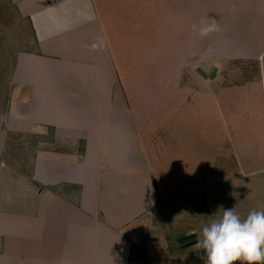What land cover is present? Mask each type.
<instances>
[{
  "label": "crops",
  "instance_id": "0c3cea01",
  "mask_svg": "<svg viewBox=\"0 0 264 264\" xmlns=\"http://www.w3.org/2000/svg\"><path fill=\"white\" fill-rule=\"evenodd\" d=\"M139 44L121 0H0V159L11 134L43 141L0 202V264H172L159 205L208 181L203 161L229 133L223 101L264 94V50L244 56L252 80L227 85L198 68L190 83V49L157 79ZM226 138L237 171L261 168L264 135ZM189 151L202 166L183 170Z\"/></svg>",
  "mask_w": 264,
  "mask_h": 264
},
{
  "label": "rangeland",
  "instance_id": "374dc122",
  "mask_svg": "<svg viewBox=\"0 0 264 264\" xmlns=\"http://www.w3.org/2000/svg\"><path fill=\"white\" fill-rule=\"evenodd\" d=\"M121 15L127 24L128 38L137 35L140 41L137 62L142 64L144 72L156 75L157 79L168 72V67L178 69L185 52L191 50V58L183 68L184 77L190 83L200 75L197 68L212 79L209 83H214L217 71L227 85L252 80L250 73L255 68L252 61L256 59L249 61L244 56L264 50V0H121ZM201 27L213 30L202 37ZM128 49L134 48L128 45ZM129 59L133 61L134 58ZM167 60L171 61L170 65ZM232 97V104L223 101L225 112L231 111L228 117L230 139L237 135L246 138L264 135L263 128L257 133L264 125V94L260 89L246 86L235 91ZM228 134L224 131V145L218 140L217 148L212 145L213 157L208 155L207 161H203L204 168L208 166L211 170L207 174L208 181L185 191L180 189L181 192L172 198L167 197V202L168 199L175 201L174 209L165 201L159 205L158 213L163 211L162 214L171 220L169 225L161 221L159 228L170 230L167 253L172 257V264H202L193 245L181 247L177 239L181 232L189 229L199 233L204 223L222 213L221 206L234 207L242 219L252 209L264 210V163L254 172L248 171L250 166L237 171L230 148L226 147ZM40 142L43 141L35 135L11 134L7 137L0 159V202L3 196L13 193L14 181H24V169H29L33 150ZM210 148L208 146L207 150ZM190 155L189 151V157L186 156L185 163L180 166L183 170L202 166V162L195 164V157ZM190 174L194 184L196 179L192 172H181L186 178ZM5 207L6 204L0 205V208Z\"/></svg>",
  "mask_w": 264,
  "mask_h": 264
},
{
  "label": "clouds",
  "instance_id": "9594fccd",
  "mask_svg": "<svg viewBox=\"0 0 264 264\" xmlns=\"http://www.w3.org/2000/svg\"><path fill=\"white\" fill-rule=\"evenodd\" d=\"M212 30L201 27L199 34L207 36ZM219 210L222 213L204 223L196 235L193 247L202 264H264V210L252 209L243 219L234 207Z\"/></svg>",
  "mask_w": 264,
  "mask_h": 264
},
{
  "label": "water",
  "instance_id": "95a60500",
  "mask_svg": "<svg viewBox=\"0 0 264 264\" xmlns=\"http://www.w3.org/2000/svg\"><path fill=\"white\" fill-rule=\"evenodd\" d=\"M196 235H197L196 232H192V233L183 235V236L178 238V242H180L181 246H183V247L184 246L185 247L192 246V245H194V243H196Z\"/></svg>",
  "mask_w": 264,
  "mask_h": 264
}]
</instances>
